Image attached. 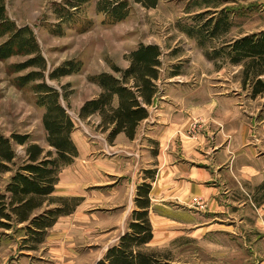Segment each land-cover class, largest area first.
<instances>
[{
    "label": "rangeland",
    "instance_id": "rangeland-1",
    "mask_svg": "<svg viewBox=\"0 0 264 264\" xmlns=\"http://www.w3.org/2000/svg\"><path fill=\"white\" fill-rule=\"evenodd\" d=\"M100 1L4 0L7 16L34 33L47 62L45 80L61 93L75 123L72 139L79 156L61 171L51 198L79 201L73 213L60 216L48 229L42 243L29 236L28 223L13 221L12 228H0V264H96L127 232L137 188L143 183L152 184L150 199L155 200L150 208L154 238L145 250L155 253L161 264H256V248H249L257 240V234L250 233L251 201H256L246 183L238 199L248 201L250 208L241 213L235 203H223L222 209L227 207L232 216L225 221L213 220L203 196L170 201L155 197L153 189L161 149L165 154L175 151L176 164L185 161V152H195L198 161L193 165L200 169L223 150L229 155L230 149L240 151L241 159L264 157V91L254 96L256 88H264L257 84L264 83V74L251 73L247 79L245 62L233 64L223 51L237 39L264 32V0H159L155 8L129 0L128 18L114 25L99 11ZM222 11L229 30L216 37L200 34L206 21L220 18ZM200 14L204 16L198 18ZM140 44L158 45L163 53L159 92L135 139L122 133L111 141L99 116L82 120L79 112L101 93L92 79L102 73L118 76L114 69H127L126 57ZM28 59L0 61V134L28 135V144L48 149L46 110L38 105L34 91L41 81L22 88L16 84L17 78L36 69L10 70ZM71 61L80 64L79 72L48 78ZM158 138H163V145ZM28 144L12 143L16 157L8 164L10 171L0 172L1 193L26 159ZM149 172H154L153 181ZM217 181L205 185L218 187ZM60 206L47 201L35 214Z\"/></svg>",
    "mask_w": 264,
    "mask_h": 264
},
{
    "label": "trees",
    "instance_id": "trees-1",
    "mask_svg": "<svg viewBox=\"0 0 264 264\" xmlns=\"http://www.w3.org/2000/svg\"><path fill=\"white\" fill-rule=\"evenodd\" d=\"M158 1L136 0L147 8H155ZM70 5L76 7L73 2ZM64 11L74 16L70 10ZM99 11L105 14L107 23H120L129 16V0H101ZM203 16L204 14H200L198 18ZM229 28L227 15H222L220 18L208 19L200 34L216 37L227 32ZM0 39H5L0 44V61L14 56L29 57L26 62L12 65L11 72L17 73L31 67L36 69L17 78L16 84L22 88L29 83L41 81L34 85V91L38 95V105L46 110L43 124L48 145V149H45L38 144H28V135L15 134L6 138L0 134L1 173L10 171L8 164H12L16 157L12 143L21 146L28 144L26 159L10 178L4 193L0 192V228H12L13 221L17 225L28 223L26 230L29 236L35 242L42 243L48 229L56 224L59 217L73 213L78 205L77 198H51L60 180L61 171L72 165L79 156L72 139L75 123L61 102V93L45 80L47 62L34 33L28 27L17 26L7 16L4 0H0ZM223 51L231 63L245 62L247 79L251 73L257 77L264 74V32L237 39ZM162 56L158 45L140 44L126 57L129 61L127 69H114L118 76L110 73L95 76L92 80L100 87L101 93L83 104L79 112L80 119L87 120L97 115L101 118L100 126L109 131L111 141L122 133L128 139L134 140L139 125L149 118V108L159 92ZM80 67L78 63L68 62L49 73L48 78L54 80L79 72ZM257 84L264 87L261 80ZM263 91L264 88H256L254 96ZM154 178V172H149L148 179L153 181ZM151 190V183H143L137 188L136 209L132 212L127 232L96 264H161L155 253L145 250V246L154 238L150 219ZM47 201L50 204L58 202L61 206L35 214Z\"/></svg>",
    "mask_w": 264,
    "mask_h": 264
},
{
    "label": "crops",
    "instance_id": "crops-1",
    "mask_svg": "<svg viewBox=\"0 0 264 264\" xmlns=\"http://www.w3.org/2000/svg\"><path fill=\"white\" fill-rule=\"evenodd\" d=\"M158 139L157 141L163 145V138ZM230 153L231 155L226 150L218 152L212 164L207 160L205 162L209 166L200 169L193 165L194 162L198 161V154L195 152H185L183 159H181H185V161L176 164L175 151L165 154L161 149L159 155L156 156L158 175L153 191L155 197L160 196L162 199H170V201L179 200L183 202L182 200L186 201L194 195L203 196L209 201L211 210L208 214L214 218L213 220L219 217L225 221L232 216L230 211L227 212V207L222 209L223 203L231 202L229 205L235 203L234 206L238 207L236 212L241 213L250 208L248 201L238 199L245 189L243 183H246L251 188V199L254 198L256 201V203L251 201L254 208L251 209L250 214L253 219L250 233L257 234V240L248 242L249 248H256L253 257L260 259L256 264H264V157L249 155V158L241 159L240 157H243L242 152L230 149ZM216 179H218V187L205 185L210 181L216 182ZM235 180H238L239 186ZM175 197L177 199L172 200ZM151 199L155 201L153 198ZM221 236L225 238L227 235ZM242 240L247 243L244 235Z\"/></svg>",
    "mask_w": 264,
    "mask_h": 264
}]
</instances>
